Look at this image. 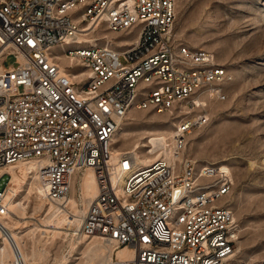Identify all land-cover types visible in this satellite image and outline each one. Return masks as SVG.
<instances>
[{
    "label": "built area",
    "instance_id": "1",
    "mask_svg": "<svg viewBox=\"0 0 264 264\" xmlns=\"http://www.w3.org/2000/svg\"><path fill=\"white\" fill-rule=\"evenodd\" d=\"M176 19L177 0H0V170L38 160L46 199L59 201L74 174L92 167L99 193L75 235L109 243V264H224L240 236L223 201L234 185L230 168L185 154L235 74L214 51L178 40ZM102 23L136 37L79 42ZM60 53L82 69L64 72ZM134 109L175 119L167 151L156 148L149 164L133 150L114 152ZM9 176L0 173V202ZM13 244L16 263L31 264Z\"/></svg>",
    "mask_w": 264,
    "mask_h": 264
},
{
    "label": "rangeland",
    "instance_id": "2",
    "mask_svg": "<svg viewBox=\"0 0 264 264\" xmlns=\"http://www.w3.org/2000/svg\"><path fill=\"white\" fill-rule=\"evenodd\" d=\"M106 27L102 23L93 35H83L82 41L96 40L99 44L108 35L114 41L123 39L130 43L136 37V33L124 36ZM175 32L178 40L214 51L218 60L235 74L227 99L211 103L209 123L193 131L185 154L199 163L226 164L234 176L233 189L223 201L235 211L240 236L235 253L224 264H264V0H177ZM14 61L10 55L5 64L10 66ZM71 68L82 69L76 61ZM174 120L168 114L134 109L121 123L120 128L126 129H120L118 144L122 150H133L136 142L148 141L154 131L174 130ZM147 147H141L140 152H147ZM83 173L74 174L78 188ZM6 182L8 187L10 180ZM20 190L15 198L24 200L28 184ZM76 197L82 204L79 190ZM36 201L33 193L26 203L27 217L21 220L16 215L21 222L46 224L40 217L46 216L47 202L41 205ZM37 225L17 229L35 264H109L111 256L96 257L87 252V243L93 238L74 239L72 230L51 229L54 224L50 228H36ZM100 240L99 245L112 250ZM3 246L0 233V264H5L1 258Z\"/></svg>",
    "mask_w": 264,
    "mask_h": 264
},
{
    "label": "bare ground",
    "instance_id": "3",
    "mask_svg": "<svg viewBox=\"0 0 264 264\" xmlns=\"http://www.w3.org/2000/svg\"><path fill=\"white\" fill-rule=\"evenodd\" d=\"M86 32H84L82 35L79 36V42L82 41L83 35H89L92 34L93 31H87L88 28H85ZM95 30V29H94ZM93 35V34H92ZM98 38V37H97ZM100 39V38H99ZM124 42V40H122ZM84 43V42H83ZM90 45H97V41L94 40L91 43L85 42ZM125 43V42H124ZM126 45V44H125ZM64 54L60 53V64L62 67V70L64 72H68L66 67H72V65L75 64V58L74 57H66ZM63 57V58H62ZM63 59H69L71 62L67 63L62 62ZM122 129L126 128H119L116 135L114 136V152L115 154H120L122 151L121 147L119 146L118 142L120 141L119 135L121 133ZM174 130L172 131H158V132H152V136H149L148 143L146 142H136L134 144V149L138 155L139 159L141 160V164H149L151 163L157 156L153 153L156 151V148H163V151H167L165 149L168 146L170 138L173 136ZM127 135V133L125 134ZM129 137L126 136L125 139H128ZM153 145V149L151 152H145L141 153L140 148L144 146H151ZM41 165V162H38L36 159H24L22 161L15 162L5 168L3 172L0 170V173H9L10 175V182L8 185V193L5 198H3L2 202H0V222L3 223V228H0V233L2 234L3 240H4V246L1 251V258L5 260V264H17L15 260V254H14V244L13 241L17 243L19 248L22 250L25 259L31 263L35 264L32 257L30 256L29 252L26 249V246L22 240V237L20 235V231H18V228L22 227H28L32 224H38L36 228L42 227L45 225L44 228H50V225L54 224V228L51 229H67L73 231V238L75 239V233L79 229V227L82 224V220L87 212V209L89 208L90 204L94 200V198L99 193V186L98 181L96 178L95 171L92 167H88L84 170V173L79 179L80 186L78 188L76 184V178H73V193L69 196H67L65 199H61L59 201L55 200H48L46 199L45 193L46 189L42 184V181L38 175V167ZM224 168H228L229 166L226 164H223ZM77 174V173H76ZM25 184H28V195L25 196L24 200H18L15 198V196H18V192L22 191L20 189L23 188ZM79 185V184H78ZM80 191L81 195V201L76 197V191ZM33 193H36V202L41 205H44L43 202H47L46 209L48 210L46 213V216H43L42 221L46 224L41 225L39 222H28V220L21 222V218L27 217V201L32 196ZM36 207V205H35ZM18 214L17 218L16 215ZM32 219V218H31ZM41 221V220H40ZM24 223V225H23ZM23 225V226H22ZM53 227V226H52ZM68 232V231H66ZM80 240L87 241V237L85 236H76ZM100 238L99 236L93 237L95 240L90 241L87 243V252L90 255H96L98 256H111L112 250L107 247V245H99L98 240L96 242L95 238ZM89 239V238H88ZM102 239V238H101ZM102 240H100L101 242ZM83 243V242H82ZM92 243V244H91ZM103 243V241L101 242ZM107 243L106 241L104 242ZM103 243V244H104ZM109 245V243H107ZM109 250V251H108ZM86 252V251H85ZM109 252V253H108ZM109 254V255H108ZM118 254L120 256H130L131 252L127 248H121L118 251ZM35 255V252L33 256ZM105 257V258H106ZM108 257V260H109ZM95 258V257H94ZM107 259V258H106ZM108 263V262H107ZM106 263V264H107Z\"/></svg>",
    "mask_w": 264,
    "mask_h": 264
}]
</instances>
